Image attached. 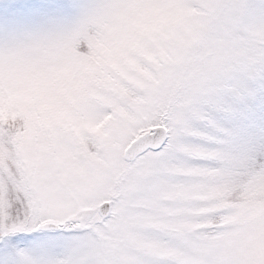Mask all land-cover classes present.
<instances>
[{"label": "snow or ice", "instance_id": "obj_1", "mask_svg": "<svg viewBox=\"0 0 264 264\" xmlns=\"http://www.w3.org/2000/svg\"><path fill=\"white\" fill-rule=\"evenodd\" d=\"M0 264H264V0H0Z\"/></svg>", "mask_w": 264, "mask_h": 264}]
</instances>
